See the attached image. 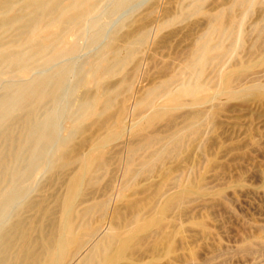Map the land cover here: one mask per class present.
<instances>
[{
  "label": "rangeland",
  "instance_id": "obj_1",
  "mask_svg": "<svg viewBox=\"0 0 264 264\" xmlns=\"http://www.w3.org/2000/svg\"><path fill=\"white\" fill-rule=\"evenodd\" d=\"M192 1L103 0L93 13L92 24L71 36L80 47V54H88L97 52L123 24L122 37L143 28L153 30L139 50V58L136 55L137 61L128 67L133 73L135 64L142 63L134 78L133 93L120 95L110 110L90 119L71 148L72 155H96L99 151L93 149V142L110 138L101 157L105 165L95 176H87L83 195L77 200L81 210L89 204L108 202L101 224V211L88 218L89 223L101 225L109 246L108 254L97 256L94 264H264V36L255 29L264 19V0L248 14L235 51L217 68L229 73L227 84L235 90L233 96L225 91V83L211 65L201 103L191 105L190 98H186L188 105L178 107V102L169 99L165 102L168 110L148 124L150 111L139 115L138 109L131 108L136 97L144 96L150 87L184 64L197 38L207 28L205 14L233 2L204 0L202 13L187 20L177 19ZM234 14L239 18L242 11L237 9ZM170 19L172 23L167 27L155 30ZM97 33L101 38L94 42L91 35ZM123 39L118 45L125 55ZM74 57L70 60L72 65L78 60V56ZM17 74L13 69L0 71V77L10 83L19 79ZM117 76L109 80L104 76L102 80L114 84L121 79L120 74ZM73 77L69 84L75 92L69 100L61 101L62 106L76 102L85 89L84 82ZM125 106L127 117L121 126L117 120ZM198 112L203 116L202 122L187 131L176 152L155 160L150 169H143L140 163L150 157L151 149H142L133 157L138 172L130 177L124 175L132 144L153 133L164 139L170 132H183L190 117ZM65 122L62 116L59 123L64 137L68 135ZM136 122L138 126L132 128ZM144 124L145 128L139 130ZM50 157L49 152L38 161L34 178L24 186L30 192L20 198V204L31 198L38 202L46 198L41 204L54 206V198L67 196V182L82 172L75 163L60 175L48 173L45 167ZM61 213L59 210L55 214V220L60 221ZM34 214L31 211L26 216ZM91 253L88 249L82 258Z\"/></svg>",
  "mask_w": 264,
  "mask_h": 264
},
{
  "label": "bare ground",
  "instance_id": "obj_2",
  "mask_svg": "<svg viewBox=\"0 0 264 264\" xmlns=\"http://www.w3.org/2000/svg\"><path fill=\"white\" fill-rule=\"evenodd\" d=\"M102 1L0 0V71L13 69L19 76L13 83L0 77V264H94L97 256L109 252L107 237L102 235L100 225L108 202L88 203L81 210L77 207V200L83 195L87 176H95L105 165L101 157L110 138L93 142V149L99 151L96 155L92 152L72 155L71 148L74 138L85 130L90 119L102 116L115 105L120 95L134 89V78L142 63L135 64L133 73L128 67L137 61L135 58L140 48L148 42L153 30L143 28L134 35L122 37L123 24L97 52L80 54V47L71 36L92 24L93 13ZM203 1L188 3L177 19L184 20L202 13ZM259 1L262 0H233L227 7L205 14L207 28L197 38L184 64L170 74L166 73L165 78L162 76L163 79L150 87L144 96L136 97L131 108L138 109L139 115L150 111L148 124L168 110L165 102L169 99L178 102V107L188 105L186 98H190L191 105L201 103L200 95L205 92L211 65L225 83V91L233 96L235 90L227 84L229 73L217 68L228 54L235 51L244 22ZM237 9L242 11L239 18L234 14ZM170 22L172 19L159 24L155 30L167 27ZM255 29L264 36V19L256 24ZM236 30L238 35L233 40ZM91 38L99 42L101 35L97 33ZM121 38H124L125 55L121 54L122 48L118 45ZM228 41H231L229 45ZM74 56H78V60L72 65L70 60ZM29 74L30 78H27ZM119 74L121 79L117 83L108 85L102 80L104 76L109 80ZM72 76L78 82H84L85 89L76 102L68 107L62 106L61 101L69 100L75 92L74 86L69 84ZM127 109L125 106L121 111L118 125L125 123ZM62 116L67 122L68 135L65 137L59 123ZM144 118L145 114L140 121ZM190 118L183 132H170L171 135L164 139L153 133L132 144L128 149L130 155L127 161L124 160V175L130 177L138 172L133 157L142 149H151L150 157L140 163L143 169H150L155 160L176 152L187 131L203 120L201 112ZM137 126L136 122L132 128ZM144 126L146 124L140 125L139 130ZM49 152L51 157L45 167L48 173L54 171L60 175L75 163L80 165L82 172L73 174L74 177L67 182V196L65 199L54 198V206L41 204L47 201L46 198L39 202L31 198L20 204V198L30 192L24 188L25 184L34 178L38 161ZM59 210L62 217L57 221L55 214ZM31 211L35 214L26 216ZM98 211L103 213L100 224L89 223L88 218ZM88 249L92 253L82 258Z\"/></svg>",
  "mask_w": 264,
  "mask_h": 264
}]
</instances>
